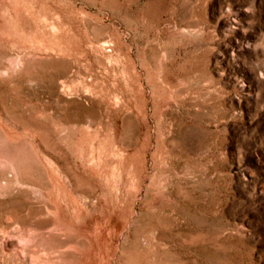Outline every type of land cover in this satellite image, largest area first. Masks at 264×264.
<instances>
[{
    "label": "rangeland",
    "instance_id": "obj_1",
    "mask_svg": "<svg viewBox=\"0 0 264 264\" xmlns=\"http://www.w3.org/2000/svg\"><path fill=\"white\" fill-rule=\"evenodd\" d=\"M0 264H264V0H0Z\"/></svg>",
    "mask_w": 264,
    "mask_h": 264
},
{
    "label": "bare ground",
    "instance_id": "obj_2",
    "mask_svg": "<svg viewBox=\"0 0 264 264\" xmlns=\"http://www.w3.org/2000/svg\"><path fill=\"white\" fill-rule=\"evenodd\" d=\"M25 251V250H24ZM35 253V252H34ZM26 254V253H25Z\"/></svg>",
    "mask_w": 264,
    "mask_h": 264
}]
</instances>
